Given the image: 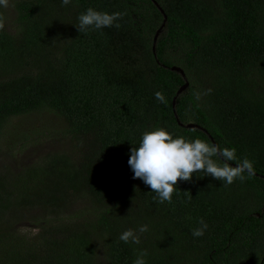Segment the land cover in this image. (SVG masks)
Masks as SVG:
<instances>
[{
    "label": "trees",
    "instance_id": "1",
    "mask_svg": "<svg viewBox=\"0 0 264 264\" xmlns=\"http://www.w3.org/2000/svg\"><path fill=\"white\" fill-rule=\"evenodd\" d=\"M157 2L167 19L156 57L163 14L151 0H18L15 33L0 7V138L11 118L48 109L80 150L43 155L18 172L0 166V264H97L95 236L107 264H133L141 250L146 264H264V0ZM89 7L126 15L119 28L80 33L75 25ZM173 65L189 82L177 118L207 132L177 123L172 99L184 79ZM157 128L213 144L210 135L236 149L232 166L247 157L257 174L225 185L193 173L178 181L171 203H158L128 164L130 149ZM81 197L94 219L55 218ZM34 207L49 215L31 236L11 218ZM201 219L208 228L194 237ZM141 225L148 231L139 233ZM128 229L139 244L119 240Z\"/></svg>",
    "mask_w": 264,
    "mask_h": 264
},
{
    "label": "clouds",
    "instance_id": "2",
    "mask_svg": "<svg viewBox=\"0 0 264 264\" xmlns=\"http://www.w3.org/2000/svg\"><path fill=\"white\" fill-rule=\"evenodd\" d=\"M62 6H67L71 0H61ZM0 7L8 8L9 0H0ZM126 13H107L97 11L89 7L78 17V24L75 26L80 33H87L90 29L99 30L105 27L119 28L121 25L115 23L122 19ZM4 18L0 16V30L4 28ZM208 89L204 94H210ZM199 100L201 93H194ZM156 99L166 103L162 92L155 93ZM128 164L133 171V179H141L157 195L153 197L158 203L172 202L175 186L178 181H191L193 173L203 172L214 179L223 181L225 185H231L236 180L243 182L247 172L248 177L253 175V163L247 157L232 166L229 162L236 161L235 148H220L218 145L209 144L201 139L192 141L184 137L173 138V135L164 128H157L152 131H145L138 147L130 149ZM216 157L217 159H213ZM222 163H218L217 161ZM200 226L192 230L194 237L204 235L208 224L201 219ZM139 233L148 231L147 225H141ZM119 240L125 243L139 244L140 237L132 229L121 233ZM148 255L147 250L139 251L133 264H146L144 257Z\"/></svg>",
    "mask_w": 264,
    "mask_h": 264
},
{
    "label": "rangeland",
    "instance_id": "3",
    "mask_svg": "<svg viewBox=\"0 0 264 264\" xmlns=\"http://www.w3.org/2000/svg\"><path fill=\"white\" fill-rule=\"evenodd\" d=\"M15 1L18 0H9V7L3 8L6 16V28L11 33H15L13 28L16 18V10L13 6ZM64 126L63 119L48 109L11 118L4 127L0 138V166L18 172L46 154L65 152L78 157L80 154L79 142L63 132ZM48 131L50 132L49 136L43 137L45 135L42 134H46ZM40 133L41 138L38 137ZM86 208L89 209L86 210ZM90 208L88 198L81 197L64 207L55 218L71 223L83 222L85 218L94 219V208ZM48 215L46 210L44 211L40 207L20 208L13 212L11 221L14 223L15 229L36 236L41 230L43 220ZM95 245L97 247V264H107L108 257L102 239L95 236Z\"/></svg>",
    "mask_w": 264,
    "mask_h": 264
},
{
    "label": "water",
    "instance_id": "4",
    "mask_svg": "<svg viewBox=\"0 0 264 264\" xmlns=\"http://www.w3.org/2000/svg\"><path fill=\"white\" fill-rule=\"evenodd\" d=\"M154 5L160 10V12L163 14V20H162V23L161 25L159 26V28H157L156 32L154 33V36H153V40H152V53L154 55V57H156V40H157V36L161 30V28L164 26L165 22H166V19H167V15L165 14L163 8L160 6V4L157 2V0H151ZM158 61V60H157ZM165 66V65H164ZM170 69L172 70H175V71H178L183 79H184V83L176 90V93L175 95L173 96V99H172V107H173V112L175 114V117H176V120H177V123L180 125V126H184V127H187V128H192V127H196V128H200L201 130H203L204 132H207L203 127H201L199 124H196V123H193V122H188V123H182L178 118H177V114H176V111H175V102H176V98L177 96L188 86L189 82L186 78V74L184 72V70L179 67V66H176V65H173L170 67ZM208 134V133H207ZM210 139L212 140V143L214 145L215 142L213 140V138L209 135ZM253 174H257L253 171Z\"/></svg>",
    "mask_w": 264,
    "mask_h": 264
}]
</instances>
